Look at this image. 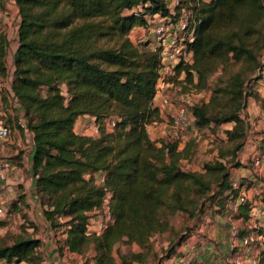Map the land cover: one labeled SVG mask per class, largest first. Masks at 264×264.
Segmentation results:
<instances>
[{
  "label": "trees",
  "instance_id": "1",
  "mask_svg": "<svg viewBox=\"0 0 264 264\" xmlns=\"http://www.w3.org/2000/svg\"><path fill=\"white\" fill-rule=\"evenodd\" d=\"M13 1L15 55L8 65L10 41L0 32V80L12 77L9 93L19 105L13 108L17 120L23 113L26 128L17 127L29 142L42 215L64 235L59 251L65 247L83 264H141L150 238L166 232L172 217L194 220L210 199L223 206L237 195L227 164L244 145L247 99H258L246 84L262 71L264 0H177L173 8L166 0ZM158 17L173 23L185 18L192 33L185 42L192 63L175 67L169 80L174 86L202 92L220 74L208 101L186 109L197 130L231 125L224 132L231 148L201 171L182 170L193 155L191 144L178 150L177 142L152 141L146 132L160 120L153 107L159 52L147 42L135 45L130 35ZM80 117L94 120L96 136L74 132ZM106 197L113 222L101 234L87 235L90 214ZM261 202L264 207V194ZM238 211L243 222L255 215L251 202ZM26 227L31 234L22 230L9 245L1 240V262L44 264L36 227ZM120 244L139 251L117 252L116 258Z\"/></svg>",
  "mask_w": 264,
  "mask_h": 264
},
{
  "label": "rangeland",
  "instance_id": "2",
  "mask_svg": "<svg viewBox=\"0 0 264 264\" xmlns=\"http://www.w3.org/2000/svg\"><path fill=\"white\" fill-rule=\"evenodd\" d=\"M166 1L170 8H173V6L177 2V0H166ZM10 3H11L10 0H0V10L2 11L3 17L6 22L3 33L10 36L9 37L10 43L13 46V44L17 40L16 39L17 38L16 37V33H17L16 20L17 19L13 17L10 19L11 17L10 10L6 9V6L8 7ZM150 30H152L151 27L150 29L148 28V29L137 30L136 32L130 35L131 41L135 45H137L140 40H145V41L152 40V37L150 35ZM260 66H261V69L263 70L264 69V51H262L260 55ZM219 75H220L219 73H216L215 75H213L209 80L208 89L202 92H195L194 90H190V92L182 93L180 86L176 87L170 82L171 84L170 87L168 89H165L166 93L170 95V99H171V106L167 108L168 112L165 114H160L158 112L160 120L153 122L150 125L146 126L147 135L152 141H158L159 139H169L172 142H178L179 143L178 150H182L184 146L187 145L188 143L191 144L190 152H193V155L191 156L190 160H187L183 163L182 168H184L185 165H188L192 171H201V167L205 162L213 160L215 158V155L216 154L218 155L219 152H222L226 150L227 148H231V145L226 141V136L224 133L228 128L231 127L230 124H225L218 128L215 127L213 129L197 130L193 122L191 121L188 128L184 131L182 143H180L177 139H175L176 137L175 132L170 128V124H169L170 122L169 116H172L178 107L183 106L184 108L189 110L190 107L195 104L206 103L211 93L210 89L216 83ZM263 76L264 75H262V73L260 72L258 74V79L260 78L262 79ZM180 79L181 77H179L178 80ZM255 84L256 82L254 83L248 82L246 84L247 92H255L256 94H258L257 91L259 87L255 86ZM255 89H257V91ZM262 90L261 92L264 91ZM250 98L254 100H249ZM242 116L246 124V133H245V138L243 140V143H244L243 147L247 145L248 150L247 152H245V150L242 147V149L238 152L234 161L239 163V167L237 168L248 169L250 171V176L255 179V182L257 183H259L258 181H260L261 183L263 182L261 189L264 190V141H263L264 139V97L258 96V99L249 97L247 99L246 108L244 109ZM93 123L94 122L90 120L89 122L86 123V125L87 127H90L91 125L93 126ZM158 126H162L163 129L157 130L156 132L158 135L160 134V136L155 137L154 135L155 130H152V128L158 129ZM89 129L90 131L88 132V135L90 137L96 136L94 135L93 129H91V127ZM25 143L26 145L22 147V151L27 150L26 139H25ZM18 151L20 152L21 149H19ZM257 159L260 160V166L255 169L253 166V162ZM235 162L234 163L232 162L231 164H229L228 162L227 164L228 171L236 168V167H233V165L236 164ZM99 180L101 181L102 179L100 178ZM240 180L243 181V187L245 186L250 187V185H247L249 181L247 182L244 181L246 180V177L241 178L240 176H238V181H235V182L239 184ZM250 184H253V183H250ZM255 188L258 190L257 187ZM214 190H215V187H214ZM245 190H247V187L245 188ZM255 201L258 203V200H255L253 199V197H250L248 198L247 202H251L253 205V203L255 204ZM216 208H217V204L215 203V201L212 202L210 199L204 205V209L202 213H200L197 216V218H195L194 220H190L184 214H178L172 217L169 220V229L166 232L161 233V234H156L150 238L149 240V245L151 249L150 253L147 254V256H145L143 263L141 264H170L169 259L179 254L178 249L180 246H182L180 245V243L182 242L185 244V242H187V240L190 238L192 233L196 229H198L199 225L204 221V218L209 217L210 215L213 216V215L223 214V213H220V211H218V209ZM256 208L257 206L253 205V209H254L253 213L257 216L258 212ZM255 218L256 217L254 216L253 219ZM11 220L7 221L6 218L0 220V242L2 240L7 245L12 243L11 236L17 235L16 231H20L19 226L11 223L12 222ZM235 227L240 229L241 233L244 236L250 237V232L246 231L245 229H242L240 225H236ZM258 229L260 231L254 230L255 232L253 233L255 235L251 237H254V238L258 237V239L260 240V238L264 236L263 235L264 228H258ZM55 232L57 231L55 230ZM251 245L253 247L255 245H258L259 247L260 242H256L255 239H253ZM116 250L117 251L114 255L117 258L118 257L117 252H120L121 254H128V253L139 251V248L137 246H126L124 244H120L116 246ZM263 254L264 252L262 249L261 255ZM255 257L261 260L260 255L259 256L257 255ZM0 264H6V263L0 262Z\"/></svg>",
  "mask_w": 264,
  "mask_h": 264
},
{
  "label": "crops",
  "instance_id": "3",
  "mask_svg": "<svg viewBox=\"0 0 264 264\" xmlns=\"http://www.w3.org/2000/svg\"><path fill=\"white\" fill-rule=\"evenodd\" d=\"M10 1L11 3L8 7L6 6V9L10 10V19L12 17L17 19L14 1ZM16 23L18 24V19L16 20ZM9 37L10 36L8 35V38ZM16 42L17 40L15 43ZM15 43L13 46L10 43L8 49V65L13 63ZM261 73L264 75V69ZM255 86H258L260 89H258V91L255 89L258 93L257 95L264 97V76L262 79L260 78L256 81ZM261 90L263 92H261ZM249 100L254 99L250 98ZM5 110V119L11 128V144L1 148V155L10 157L16 161V167L8 174L7 179L3 184L4 189L0 194V201L3 202L8 212L11 213V216L6 218L7 221L13 219L11 220V223L19 226L20 231H16L17 234H20L22 230L31 234L33 229L26 226L32 225L36 227L37 233L33 236L40 240V246L45 260L44 264H83L84 258L68 252L65 247L59 251L57 242L60 241L61 244L64 240V235H61L60 231L55 232V230L50 229L49 224L43 218L41 200L34 189V182L30 171L31 153L29 152V142L26 139L27 137L24 138L23 134L17 127V111L14 109L11 110L10 107ZM87 122H89L87 117L78 118L74 126V132L84 136L88 135L90 127H87ZM162 126H158V129L152 128V130H155V137L160 136L156 131L162 130ZM25 139L27 142V150L22 151V147L26 145ZM19 149H21L20 152L18 151ZM243 149L247 152V145H245ZM254 168L256 169L255 166ZM229 172L231 182L238 181V176L241 178L246 177V180L244 181H249L247 185H250V187H243V181L240 180V188L237 193L247 194V199L253 197V199L258 200V203L255 201V204L253 203V205L257 206L258 210L262 209L263 204L261 202V196L264 194V190L261 189V186L263 185V182H255V179L250 176V171L246 168H234ZM246 187L247 190H245ZM255 187H257L258 190ZM17 203H19L21 207H17ZM233 204V199L231 200L230 197H228L223 206L217 205L216 209L223 214L210 215L209 217L204 218V221L199 225L198 229L192 233L187 242H185V244L182 243V246L179 247V254L169 259V263L176 264V257L189 254L194 258L193 264H232L235 254L230 247L229 238L230 229L236 225H240L242 229L250 232V238L252 240L255 239L256 242H260L259 247L258 245H255L254 247L251 245V247L244 249L246 256L252 258L261 255V238L259 240L258 237L254 238L251 236L255 235L253 233L255 232L254 230L260 231L258 228H264V217L258 213L257 216L254 215L256 217L255 219L252 218L247 222H243L241 218H238L239 211L233 208ZM260 257L261 261H264V254Z\"/></svg>",
  "mask_w": 264,
  "mask_h": 264
},
{
  "label": "built area",
  "instance_id": "4",
  "mask_svg": "<svg viewBox=\"0 0 264 264\" xmlns=\"http://www.w3.org/2000/svg\"><path fill=\"white\" fill-rule=\"evenodd\" d=\"M5 23L2 11L0 10V32H3ZM186 25L187 20L185 18H181L175 23L169 21L167 18L161 17H158L157 22L155 20H149L145 29H150L151 27L152 30H150V35L152 40H140L137 44L143 45L147 42V48L155 49L159 52L160 69L159 78L155 87L153 107H155L160 114L167 113V108L171 106L170 95L166 93L165 89H168L171 85L169 80L174 76L175 67L180 63H192L191 52L185 43L187 39L191 38L192 33L186 31ZM11 80V75L0 80V194L4 189L3 184L6 181L8 174L16 167L15 160L1 155V148L11 144V128L5 119L6 110L4 109L3 100L6 99L8 101L11 110L13 108L19 109L17 100L12 99L9 93V84ZM169 117L170 128L175 132V139L182 143L184 131L189 126V117L186 108L183 106L178 107L174 114ZM92 122H94L93 119ZM17 124L25 130L26 127L23 120V113L20 114ZM111 125L113 126V124ZM90 127L93 129L94 135H96L98 133V127L95 125V122L93 123V126L91 125ZM254 166L256 168L259 167L260 160H255ZM182 170L185 172L192 171L188 165H185ZM231 185L233 190L238 191L240 188L239 184L236 182H232ZM230 199H233L234 201L233 208L235 210H238L241 205L248 203V199L243 193H237L235 197L232 196ZM17 207H21V205L17 203ZM260 215L264 217V207L260 210ZM10 216L11 213L5 209L3 202L0 201V220ZM112 222L113 218L109 212L108 197H106L102 203L101 209L91 212L86 234L90 235L95 233L99 235L111 225ZM252 241L253 240L248 236L241 237L240 229L236 227L230 229L229 243L235 254L232 264H260V259L256 257L249 258L244 252V249L251 246ZM261 243L264 252V236L261 237ZM175 261L176 264H193L194 258L191 255L186 254L176 257Z\"/></svg>",
  "mask_w": 264,
  "mask_h": 264
}]
</instances>
